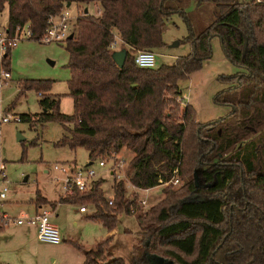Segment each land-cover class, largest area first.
I'll return each mask as SVG.
<instances>
[{"label": "trees", "instance_id": "obj_1", "mask_svg": "<svg viewBox=\"0 0 264 264\" xmlns=\"http://www.w3.org/2000/svg\"><path fill=\"white\" fill-rule=\"evenodd\" d=\"M210 1L213 19L181 38L189 44L187 53L143 67L135 64L134 51L163 46L167 18L173 12L183 14L189 0H0V11L6 6L8 34L25 26L27 38L35 40H40L48 17L66 2L78 8L91 2L99 6L97 14L77 13L71 36L62 40L71 112L59 110L58 94L48 92L50 79L21 78L18 93L33 88L40 111L18 115L30 123L58 122L62 132L54 144L82 146L90 162L114 158L122 147L129 148L128 180L134 186L160 185L175 169L181 183H165L163 196L143 211L125 194L121 179H113L110 198L100 188V176L86 188H72L50 201L34 192L39 206L89 203L92 209L85 218L107 230L118 213L137 212L139 239L130 264H264V0ZM114 35L125 45L120 66L112 57ZM212 35L226 58L243 71L218 76L231 84L213 100L231 109L199 122L189 102L180 108L177 81L210 56ZM10 49L0 58V68L7 71ZM111 237L88 249L71 241L83 249L81 264H126L106 251Z\"/></svg>", "mask_w": 264, "mask_h": 264}, {"label": "rangeland", "instance_id": "obj_2", "mask_svg": "<svg viewBox=\"0 0 264 264\" xmlns=\"http://www.w3.org/2000/svg\"><path fill=\"white\" fill-rule=\"evenodd\" d=\"M87 7L93 8L89 5ZM65 10L72 21L74 16L82 11V7L78 8L71 2ZM214 14L215 6L210 0H189L183 14L173 12L161 32L164 45L151 49L155 53L154 64L170 62L175 56L187 53L189 44L181 38L189 32L195 33L205 27ZM5 20L6 6L0 11V28L5 24ZM116 40L114 36L111 48L113 52L125 47ZM171 43L174 45L170 46ZM210 48V56L201 60L196 69L177 81L183 96L177 98L180 108L185 101L189 102L194 109V118L199 122L225 115L231 109L229 105L213 100L218 91L231 84L221 81L218 76L243 71L226 58L216 35L210 37ZM66 60L67 52L63 41L43 42L29 38L17 40L9 51V76L0 85L3 109L15 114L38 113L39 95L33 88L25 89L19 94V81L21 78H48L51 80L48 92L58 94L59 110L63 113L71 112V97L67 94L66 84L69 74ZM61 132L60 124L53 120L41 123H30L26 120L0 122V159L4 161L6 171L5 198L1 201L0 211L14 217L30 215L36 190L46 196L48 201L55 199L58 194L63 195L62 167L70 165L71 161H74L75 165H83L88 157L87 150L82 146L71 149L65 145L54 144ZM131 155L129 148L122 147L114 158L103 160V166L97 165L98 158L91 160L90 165L95 170V176L103 178L100 188L105 197L110 198L112 195L113 179H121L125 194L135 199L140 206L138 211H143L163 196L161 187L165 183L150 186L147 190L136 189L128 180L127 162ZM177 177V182H169L171 186L176 187L181 183L178 173ZM77 205L82 204L65 202L57 208L55 219L62 222L68 234L57 243L38 240L35 236V226L32 224H16L10 221L4 223L0 219V264H80L83 249L93 247L108 234L112 237L106 251L122 257L126 264H130L132 249L136 247L139 239L135 220L137 212L118 213L115 224L107 230L97 220L85 218V214L92 209L89 203H85V211H77ZM58 232L61 235L59 229ZM71 241L82 244L83 249L77 248Z\"/></svg>", "mask_w": 264, "mask_h": 264}, {"label": "built area", "instance_id": "obj_3", "mask_svg": "<svg viewBox=\"0 0 264 264\" xmlns=\"http://www.w3.org/2000/svg\"><path fill=\"white\" fill-rule=\"evenodd\" d=\"M47 22V26L45 27V30L40 37V41H62L68 35L71 26V17L68 16V12L65 10V7H63L58 14L49 16ZM29 35L30 31L25 26L21 28L16 27L12 35L8 34L5 27L0 28V58L8 46L14 45L15 42L21 36L28 37ZM112 44L113 42H111L110 45L112 46ZM133 60L138 66H153L155 60V53L152 50L148 49H136L134 51ZM8 76L9 73L7 70L2 69L0 71V85L5 81V78H7ZM180 97L183 96L181 95ZM8 120H19V115L10 111H5L0 105V122ZM97 165L103 166V159L98 158ZM54 167L57 168V165L54 164ZM62 170L64 174L61 179L63 194L71 193L72 188L80 190L86 188L90 180L96 177L95 170L90 164L79 166L71 162L70 165H65L64 167H62ZM177 180V173L175 169H173L172 174L170 175L168 180L162 183H175L177 182ZM5 182V165L4 161L0 159V204L5 197ZM135 187L136 189L140 188L147 190L150 186ZM108 202H110V200H108ZM78 209L85 210L86 207L84 205H79ZM49 213L50 212L47 207H45L44 205H40L37 207V210L34 211L32 214H22L18 217L9 216L3 213V211H0V219L2 222L10 221L16 224H32L35 226V234L38 240L50 243H57L60 241V234L58 232L57 227L49 220Z\"/></svg>", "mask_w": 264, "mask_h": 264}, {"label": "crops", "instance_id": "obj_4", "mask_svg": "<svg viewBox=\"0 0 264 264\" xmlns=\"http://www.w3.org/2000/svg\"><path fill=\"white\" fill-rule=\"evenodd\" d=\"M67 3V2H66ZM65 3V9L67 8V5H69L71 2H68V4H66ZM91 6V7H93L92 9H88V7L87 6ZM82 9L83 10H87V11H89V12H91V13H94V14H97L100 10H99V6L97 5V3L96 2H91V3H89V4H86L85 6H83L82 7ZM6 21V20H5ZM2 27H5V24H3L2 25ZM115 36V38L117 39L116 41L118 42H121L122 43V41L120 40V38L117 36V35H114ZM20 38H27V37H25V36H21ZM19 38V39H20ZM18 39V40H19ZM125 46V45H124ZM120 50V49H119ZM121 50H123V49H121ZM1 69V68H0ZM2 70V69H1ZM0 70V71H1ZM0 105H1V101H0ZM1 106H3V105H1ZM87 164H90V161L89 160H87L83 165H87ZM103 179V178H102ZM41 194V193H40ZM42 195V194H41ZM58 195H60V194H58ZM43 197H45L46 199H48L46 196H44V195H42ZM110 197V196H109ZM5 198V197H4ZM57 198V197H56ZM55 198V199H56ZM108 198V197H107ZM4 200V199H3ZM49 200V199H48ZM50 200H54V199H50ZM65 202H55L53 205L52 204H49V203H42L45 207H47L48 209H49V220L57 227V229H59V231H61L60 233H61V235H60V240H62L63 238H65V235L67 236L68 234H67V232L65 231V227L63 226V224H61L57 219H55L56 217V215H55V212H56V210H57V208H59L60 206H61V204H64ZM39 205H36L33 201H32V206H31V208H30V211H29V213H33L34 211H36L37 210V207H38ZM78 205H77V211H85V210H79L78 209ZM51 211L53 212L52 214H51ZM4 213H6L5 211H3ZM7 214V213H6ZM4 223H8V222H4ZM14 223V222H13ZM60 225V226H59ZM35 236H36V234H35ZM37 238V237H36ZM133 250V249H132ZM50 259H52V258H50ZM81 264V263H80Z\"/></svg>", "mask_w": 264, "mask_h": 264}, {"label": "water", "instance_id": "obj_5", "mask_svg": "<svg viewBox=\"0 0 264 264\" xmlns=\"http://www.w3.org/2000/svg\"><path fill=\"white\" fill-rule=\"evenodd\" d=\"M66 4H68V2ZM69 36H71V32L68 33V37ZM175 42H177V41H175ZM171 45H174V43H171L170 46ZM112 57H113L114 62L118 66H120L122 64V61H123V58H124V51L123 50H117V51L113 52ZM17 137L19 138L20 136H17Z\"/></svg>", "mask_w": 264, "mask_h": 264}]
</instances>
